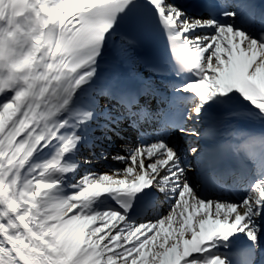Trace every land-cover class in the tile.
Segmentation results:
<instances>
[{
    "label": "snow or ice",
    "instance_id": "1",
    "mask_svg": "<svg viewBox=\"0 0 264 264\" xmlns=\"http://www.w3.org/2000/svg\"><path fill=\"white\" fill-rule=\"evenodd\" d=\"M235 7L210 0L192 15L177 0H0V264H231L219 249L238 233L252 242L248 264H264V159L249 155L257 172L227 160L246 144L200 143L243 135L205 128L214 109L235 103L264 120V11L240 5L249 31ZM153 23L170 61L139 54ZM106 59L136 86L101 72ZM147 96L168 107L149 111ZM124 122L139 142L113 155L104 143ZM83 148L119 166L77 180L80 162L65 157ZM45 149L53 156L35 162ZM65 181L77 189L67 196Z\"/></svg>",
    "mask_w": 264,
    "mask_h": 264
},
{
    "label": "bare ground",
    "instance_id": "2",
    "mask_svg": "<svg viewBox=\"0 0 264 264\" xmlns=\"http://www.w3.org/2000/svg\"><path fill=\"white\" fill-rule=\"evenodd\" d=\"M141 2H143V0H141ZM106 62L111 63V61L109 59H106ZM111 67L107 68V67L103 66L100 69V71L109 76V72L112 69ZM120 81H121V78L120 77L114 76V82L119 83ZM147 100L148 101L146 102V107L149 108L150 104L153 103L154 101H152L151 98H148ZM212 119H214V117H212ZM226 122H230V123H226ZM212 127L217 132L227 131L230 127L232 128V130H236V131H238L239 128L242 129L241 126H240V123L238 121V116L237 115H235V116L225 115V116H220V118H215L214 119V122L212 123ZM217 138L220 139V141H223V139H224V137L223 136H220V135H217ZM119 140H120L119 137L116 136V141H119ZM106 143L108 145L109 144V141H107ZM118 144H119V142H118ZM116 148H118V150H121L120 146H116ZM53 154H54V150L49 151L48 149H45L42 153H38L37 155H35L33 157V160H35L36 158L40 157V155H41V157L45 158V159L42 158V160L45 161V160L50 159L53 156ZM70 156L71 155L66 156L65 159L66 160H69ZM109 166L110 165H104V164L101 165L102 169L105 170V171L108 170V167ZM116 166H119V165H116ZM121 167H122V165H121ZM77 172L79 173V175L76 177V179L78 180L80 178V176H82V174L80 173V171H78V169H77ZM74 190H75V188H74ZM72 192H74V191H72ZM114 195H115L114 193L113 194H106L105 197H102L101 200L103 201V203L101 205L106 204V202L107 203H110L111 201H113L112 197ZM243 239H245L249 243V245L252 244V242L248 239V237L245 234L243 236ZM256 251H257V249H256Z\"/></svg>",
    "mask_w": 264,
    "mask_h": 264
},
{
    "label": "rangeland",
    "instance_id": "3",
    "mask_svg": "<svg viewBox=\"0 0 264 264\" xmlns=\"http://www.w3.org/2000/svg\"><path fill=\"white\" fill-rule=\"evenodd\" d=\"M97 152H98V150H96L95 153H97ZM83 155H85V153ZM82 159L85 161H92L93 162V159H91L90 157L86 158V157L82 156ZM92 164H94V163H92ZM80 165H84L83 173H85V171H96L93 168L94 166H92L90 164H84L83 161L80 163ZM70 188H72V187H70ZM66 194H68V193L64 192V195H66Z\"/></svg>",
    "mask_w": 264,
    "mask_h": 264
},
{
    "label": "clouds",
    "instance_id": "4",
    "mask_svg": "<svg viewBox=\"0 0 264 264\" xmlns=\"http://www.w3.org/2000/svg\"><path fill=\"white\" fill-rule=\"evenodd\" d=\"M13 7H14V5H12ZM10 6L9 5H7V4H5L4 6H3V8L4 9H8Z\"/></svg>",
    "mask_w": 264,
    "mask_h": 264
}]
</instances>
